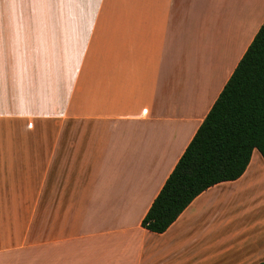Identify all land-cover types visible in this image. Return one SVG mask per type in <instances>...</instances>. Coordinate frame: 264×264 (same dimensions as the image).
Segmentation results:
<instances>
[{"label":"crops","instance_id":"0c3cea01","mask_svg":"<svg viewBox=\"0 0 264 264\" xmlns=\"http://www.w3.org/2000/svg\"><path fill=\"white\" fill-rule=\"evenodd\" d=\"M191 2L0 0V264L264 263L256 149L142 227L263 25L210 27Z\"/></svg>","mask_w":264,"mask_h":264},{"label":"trees","instance_id":"16d2710c","mask_svg":"<svg viewBox=\"0 0 264 264\" xmlns=\"http://www.w3.org/2000/svg\"><path fill=\"white\" fill-rule=\"evenodd\" d=\"M264 158V23L142 221L162 234L196 197ZM264 264V263H262Z\"/></svg>","mask_w":264,"mask_h":264},{"label":"rangeland","instance_id":"374dc122","mask_svg":"<svg viewBox=\"0 0 264 264\" xmlns=\"http://www.w3.org/2000/svg\"><path fill=\"white\" fill-rule=\"evenodd\" d=\"M192 0L191 11L208 18L209 26L226 28L230 23L239 22V27L245 21H250L253 29H257L264 22V0ZM216 17V22L212 18ZM258 23H257V22ZM256 24V25H255ZM40 211L38 210L36 222L32 233H40Z\"/></svg>","mask_w":264,"mask_h":264}]
</instances>
